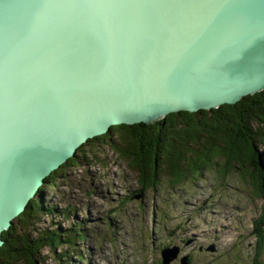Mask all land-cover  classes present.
Segmentation results:
<instances>
[{"label": "water", "instance_id": "water-1", "mask_svg": "<svg viewBox=\"0 0 264 264\" xmlns=\"http://www.w3.org/2000/svg\"><path fill=\"white\" fill-rule=\"evenodd\" d=\"M261 91L264 0H0V247L87 140Z\"/></svg>", "mask_w": 264, "mask_h": 264}, {"label": "rangeland", "instance_id": "rangeland-1", "mask_svg": "<svg viewBox=\"0 0 264 264\" xmlns=\"http://www.w3.org/2000/svg\"><path fill=\"white\" fill-rule=\"evenodd\" d=\"M92 146L85 147L86 162L65 168L43 196L68 216L42 215L39 228L60 223L67 230L75 223L84 235L72 246L70 263L162 264V249L177 246L178 258L169 264L185 255L191 264H264V244L256 255L251 234L262 200L245 168L226 176L206 169L175 186L161 175L148 190L138 187L136 173L117 153ZM61 250L64 245L56 254ZM41 256L44 264H58L47 249Z\"/></svg>", "mask_w": 264, "mask_h": 264}, {"label": "trees", "instance_id": "trees-1", "mask_svg": "<svg viewBox=\"0 0 264 264\" xmlns=\"http://www.w3.org/2000/svg\"><path fill=\"white\" fill-rule=\"evenodd\" d=\"M88 145L108 146L136 173L138 185L148 190L161 180V175L175 186L190 175L200 176L206 169H215L226 176L233 168H245L256 195L262 200V213L253 221L251 232L256 239V255L261 253L264 244V91L208 111L170 113L152 124L113 126L106 134L87 140L76 150L74 158L44 179L40 192L3 232L0 264H44L41 256L44 249L54 254L58 264H72L68 261L71 260L69 252L77 240L83 239L81 229L75 223L67 230L62 229L60 223L50 229H41L38 225L42 215L68 216L66 209L47 205L43 196L55 186L65 168L86 162L84 151ZM62 245L65 250L56 254ZM254 264L261 263L256 259Z\"/></svg>", "mask_w": 264, "mask_h": 264}, {"label": "flooded vegetation", "instance_id": "flooded-vegetation-1", "mask_svg": "<svg viewBox=\"0 0 264 264\" xmlns=\"http://www.w3.org/2000/svg\"><path fill=\"white\" fill-rule=\"evenodd\" d=\"M137 185H138V183H137ZM138 187H140V186L138 185ZM139 191H141V189ZM133 195H134V193L129 195L128 198L130 199Z\"/></svg>", "mask_w": 264, "mask_h": 264}]
</instances>
